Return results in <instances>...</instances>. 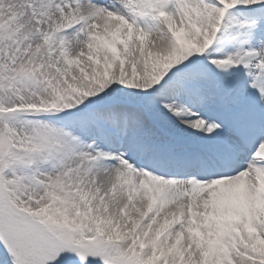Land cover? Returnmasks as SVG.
<instances>
[{
	"label": "snow or ice",
	"instance_id": "obj_1",
	"mask_svg": "<svg viewBox=\"0 0 264 264\" xmlns=\"http://www.w3.org/2000/svg\"><path fill=\"white\" fill-rule=\"evenodd\" d=\"M0 264H264V0H0Z\"/></svg>",
	"mask_w": 264,
	"mask_h": 264
}]
</instances>
